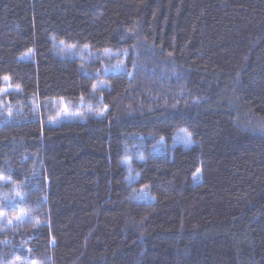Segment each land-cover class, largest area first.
I'll list each match as a JSON object with an SVG mask.
<instances>
[{"label": "trees", "instance_id": "1", "mask_svg": "<svg viewBox=\"0 0 264 264\" xmlns=\"http://www.w3.org/2000/svg\"><path fill=\"white\" fill-rule=\"evenodd\" d=\"M7 84L0 264H264V0H0Z\"/></svg>", "mask_w": 264, "mask_h": 264}, {"label": "rangeland", "instance_id": "2", "mask_svg": "<svg viewBox=\"0 0 264 264\" xmlns=\"http://www.w3.org/2000/svg\"><path fill=\"white\" fill-rule=\"evenodd\" d=\"M97 54V53H94ZM92 53H88L87 50L83 49L81 51V56L85 57L90 62L92 60V57L94 58L98 57L99 55H94ZM126 55V54H125ZM120 53H113V52H105L103 57L106 58L105 65L103 64L102 70L105 72V74H108L110 72H118V71H125L126 70V60L127 56ZM102 65V64H101ZM8 79V78H7ZM8 83V80H7ZM13 87H11L9 84H7L1 91H0V111L3 113L6 107H8V100L5 99L6 95L13 91ZM5 97V98H4ZM75 106L72 102L66 101V100H58L55 101L51 107L50 110L52 111V114L48 118V122L51 125H59L64 120H75L79 119L80 113L77 112L75 109ZM177 143L184 144L186 146L192 145L193 141L191 139V136L187 132H182L179 137L177 138ZM8 182L9 180H6L2 177H0V184H4ZM11 188L13 190V193L16 194V198H20L21 194H18V187L13 184L11 185ZM145 194V192H143ZM154 198V197H152ZM24 215H19L14 218L7 217L4 213H0V232H6L11 230V228H14V226L19 225L22 220H24Z\"/></svg>", "mask_w": 264, "mask_h": 264}]
</instances>
